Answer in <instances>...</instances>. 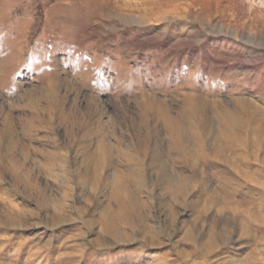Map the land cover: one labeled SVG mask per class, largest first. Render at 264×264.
I'll return each mask as SVG.
<instances>
[{
  "label": "rangeland",
  "instance_id": "374dc122",
  "mask_svg": "<svg viewBox=\"0 0 264 264\" xmlns=\"http://www.w3.org/2000/svg\"><path fill=\"white\" fill-rule=\"evenodd\" d=\"M0 128V264H264V0H0Z\"/></svg>",
  "mask_w": 264,
  "mask_h": 264
},
{
  "label": "crops",
  "instance_id": "0c3cea01",
  "mask_svg": "<svg viewBox=\"0 0 264 264\" xmlns=\"http://www.w3.org/2000/svg\"><path fill=\"white\" fill-rule=\"evenodd\" d=\"M2 128V126H1ZM0 128V130H1ZM8 131L12 130V123H10ZM3 129V128H2ZM25 130V129H24ZM19 139L22 142H24L21 146H13V145H7L8 147H6V149L3 147V145H1L0 147V158H1V164L0 165V172H5L6 170H9L10 168V164L8 163V161H6V159H8V156H15L16 157V162L19 164L17 168H15L16 171H26L27 169L25 168L26 165V161L29 159V155L32 153L31 150V146H29V143H27L26 139L24 138V135L22 133V135H19ZM47 155V154H46ZM31 156V155H30ZM48 156V155H47ZM10 159V158H9ZM11 160V159H10ZM49 160V158H48ZM52 160H50L49 162H51ZM5 162L8 163L9 166L5 165Z\"/></svg>",
  "mask_w": 264,
  "mask_h": 264
},
{
  "label": "bare ground",
  "instance_id": "6f19581e",
  "mask_svg": "<svg viewBox=\"0 0 264 264\" xmlns=\"http://www.w3.org/2000/svg\"><path fill=\"white\" fill-rule=\"evenodd\" d=\"M1 69H3V68H1ZM8 69H10V68H8ZM9 72V71H8ZM6 73V72H5ZM4 78V77H3ZM9 78V77H8ZM114 199L118 202V204H119V209H120V214H119V216L117 215V217L115 218V221H117V222H119V221H121V220H126L127 218H126V214H125V210H126V205H125V202H124V200L122 199V197L119 195V193H116L115 195H114ZM114 216V215H113ZM109 217H112V216H109ZM113 219V218H112ZM112 221H114V220H112Z\"/></svg>",
  "mask_w": 264,
  "mask_h": 264
}]
</instances>
